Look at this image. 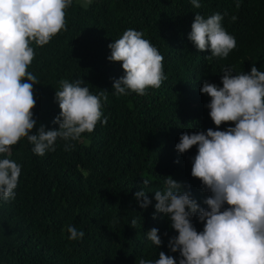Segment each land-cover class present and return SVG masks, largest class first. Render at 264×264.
Segmentation results:
<instances>
[{
  "label": "trees",
  "instance_id": "1",
  "mask_svg": "<svg viewBox=\"0 0 264 264\" xmlns=\"http://www.w3.org/2000/svg\"><path fill=\"white\" fill-rule=\"evenodd\" d=\"M200 4L194 8L191 0H92L84 9L73 0L66 9V30L42 47L30 45L35 56L27 70L39 81L34 84L37 129L41 124L59 128L53 120L61 111L55 100L61 80H83L81 86L108 99L101 97L103 115L94 131L78 141L58 139L55 151L43 156L33 153L27 138L12 147L10 158L22 170L15 199L0 201V264H138L139 258L158 259L160 251L179 264V252L168 247L170 238L178 235L170 219L163 213L154 219L155 200L144 209L134 194L146 177L151 183L145 190L153 198L171 175L207 208L204 200L211 193L191 175L198 147L181 154L175 146L184 132L217 129L206 107L211 98L200 91L205 80L222 87L224 67L239 74L249 73L255 64L264 71V0ZM196 13L205 18L223 15V27L236 40L227 58L209 59L211 50L199 51L189 39ZM128 29L142 32L164 57L167 78L144 95L114 94V79L125 72L122 62L108 59V45ZM229 126L234 122L219 130ZM66 143L72 145L70 150H65ZM192 223L203 231L197 217ZM69 225L84 237L69 240ZM153 227L159 229L160 247L147 239Z\"/></svg>",
  "mask_w": 264,
  "mask_h": 264
},
{
  "label": "clouds",
  "instance_id": "2",
  "mask_svg": "<svg viewBox=\"0 0 264 264\" xmlns=\"http://www.w3.org/2000/svg\"><path fill=\"white\" fill-rule=\"evenodd\" d=\"M72 2L0 0V201L15 199L22 169L10 157L12 147L22 138L33 145L34 154L43 156L55 151L58 139L78 141L82 134L93 132L103 115L101 97L108 99L103 92L92 94L88 87L81 86L80 79L61 80L55 93L61 111L53 120L59 128L46 129L43 124L36 128L34 84L39 81L27 70L35 56L30 45L34 42L42 47L66 30V9ZM80 2L87 9L92 0ZM191 4L201 7L200 0H191ZM222 20L220 13L207 18L196 13L191 26L189 39L199 51L210 49L209 59L227 58L236 47ZM108 47V59L122 62L125 72L114 79L115 95H144L167 78L164 57L142 32L128 29ZM222 73V87L205 80L200 88L211 98L206 107L217 129L184 132L175 146L181 154L194 145L198 147L191 175L211 193L204 200L207 208L171 175L164 180V190L155 191L153 198L145 190L151 183L146 177L141 190L134 194L144 209L155 200L154 219L161 213L170 219V227L178 235L170 238L168 247L179 252V264H264V71L253 64L249 73L234 74L232 67H224ZM103 122L106 124L107 118ZM228 122H234V126L219 130ZM71 147L65 144V150ZM193 217L204 223L203 231L194 227ZM136 224L133 219L131 226L135 228ZM67 232L69 240L85 235L74 225H69ZM158 233V228H151L147 239L160 247L163 241ZM138 264H177V259L160 251L158 259L139 258Z\"/></svg>",
  "mask_w": 264,
  "mask_h": 264
},
{
  "label": "rangeland",
  "instance_id": "3",
  "mask_svg": "<svg viewBox=\"0 0 264 264\" xmlns=\"http://www.w3.org/2000/svg\"><path fill=\"white\" fill-rule=\"evenodd\" d=\"M77 1H79L80 2V0H77ZM81 3V2H80Z\"/></svg>",
  "mask_w": 264,
  "mask_h": 264
}]
</instances>
